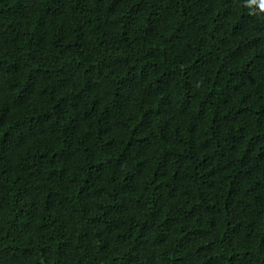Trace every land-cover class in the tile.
<instances>
[{
  "label": "trees",
  "instance_id": "16d2710c",
  "mask_svg": "<svg viewBox=\"0 0 264 264\" xmlns=\"http://www.w3.org/2000/svg\"><path fill=\"white\" fill-rule=\"evenodd\" d=\"M264 0H0V264H264Z\"/></svg>",
  "mask_w": 264,
  "mask_h": 264
},
{
  "label": "snow or ice",
  "instance_id": "6c2138e0",
  "mask_svg": "<svg viewBox=\"0 0 264 264\" xmlns=\"http://www.w3.org/2000/svg\"><path fill=\"white\" fill-rule=\"evenodd\" d=\"M262 5H264V3H262Z\"/></svg>",
  "mask_w": 264,
  "mask_h": 264
}]
</instances>
